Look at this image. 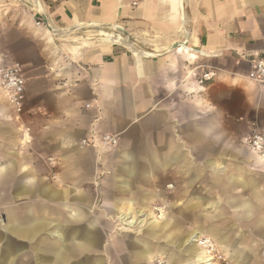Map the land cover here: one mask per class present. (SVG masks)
Masks as SVG:
<instances>
[{
    "label": "crops",
    "instance_id": "obj_1",
    "mask_svg": "<svg viewBox=\"0 0 264 264\" xmlns=\"http://www.w3.org/2000/svg\"><path fill=\"white\" fill-rule=\"evenodd\" d=\"M18 1L23 20L0 7V68L19 61L25 78L20 115L0 88V264H106L104 213L155 200L168 219L120 216L144 230L117 240L118 264H199V236L234 264H264V155L248 147L264 84L247 78L264 58V0H40L54 30L76 29L63 34Z\"/></svg>",
    "mask_w": 264,
    "mask_h": 264
},
{
    "label": "rangeland",
    "instance_id": "obj_2",
    "mask_svg": "<svg viewBox=\"0 0 264 264\" xmlns=\"http://www.w3.org/2000/svg\"><path fill=\"white\" fill-rule=\"evenodd\" d=\"M4 4H7V5L5 6ZM0 7L1 9L5 7L7 8V11L4 14V16H5V19L8 20V22L12 20L11 17L13 14L11 10L13 9L11 7L22 10L21 14L18 17V19L21 17L22 20L24 19V14L28 12L31 8L25 3L20 2L18 0H4L3 3H1V0H0ZM38 22L39 20L37 19L36 24ZM6 32L9 35V33L12 31L7 28ZM139 50H142V49H139ZM22 55L24 57H30V45H27V46L24 45L22 47ZM13 63H18L20 65L19 61H14ZM248 147L252 149L253 151L257 152L259 155H264V150L258 151L252 147V145L250 144V139L248 141ZM253 170L256 172L257 175L262 177L263 182H264V162L261 163L259 167H257L256 169L254 168ZM168 188L171 189L172 185H169ZM144 209H147L150 212L153 220L156 222L160 223L168 219V210H169L168 205L158 200L148 202V204H146L143 207L131 208L127 211L125 210L119 211V212L114 211V213H111L109 215H106V213H104L103 222H102V225H103L102 226L103 227L102 236H103V245H104V255L103 256L105 258L106 264H118L117 263L118 256H120V254L122 255L126 253V251L122 248V246L119 247L118 242H117L118 239L120 240L125 236H134V237L138 236L139 237L142 235V231L144 230V227H138L137 225H132V227L125 226L124 223L121 222L120 216L126 213L133 214V212L144 210ZM205 237L209 238L215 244V247H216L215 257L211 261L212 264H234L232 260L228 257V255L225 253V251L216 243L215 240H213L212 238L208 236H205ZM148 264H169V263L167 262L166 259H164V256L156 255L150 260V262H148Z\"/></svg>",
    "mask_w": 264,
    "mask_h": 264
},
{
    "label": "built area",
    "instance_id": "obj_3",
    "mask_svg": "<svg viewBox=\"0 0 264 264\" xmlns=\"http://www.w3.org/2000/svg\"><path fill=\"white\" fill-rule=\"evenodd\" d=\"M41 19L37 25H42ZM44 25V24H43ZM214 74H204L203 80H210ZM247 78L255 83L264 84V58L256 60L252 63L251 70ZM0 88L6 93L8 102L14 108L15 112L20 115L23 111L24 93H25V78L22 68L18 63H13L7 67L0 68ZM118 140L116 136L103 135L100 140L102 146H115ZM85 143V142H84ZM250 144L258 151L264 150V131H253ZM204 250L206 264H212L211 261L215 257L216 247L209 238H201L198 242ZM203 263V264H204Z\"/></svg>",
    "mask_w": 264,
    "mask_h": 264
},
{
    "label": "bare ground",
    "instance_id": "obj_4",
    "mask_svg": "<svg viewBox=\"0 0 264 264\" xmlns=\"http://www.w3.org/2000/svg\"><path fill=\"white\" fill-rule=\"evenodd\" d=\"M24 1H29V2H31L34 6H35V11L36 12H44L45 13V10H44V7H43V5L38 1V0H24ZM47 22H48V27H46V29L48 30V31H50V32H54V31H56V33H59V34H63V33H68V32H73L72 30H54V28H52L51 26H50V23H49V21H48V18H47ZM117 32L118 31H120V30H116ZM123 32V31H122ZM91 32H87V34L84 36V37H82V38H78L77 40L79 41L77 44H76V46L78 47V49L79 48H81L83 45H87V44H89L90 43V36H91ZM97 37H96V41L95 42H97L99 45H104V46H106V45H110V44H117V45H120V46H123V47H125V48H127V49H129V50H131L132 52H134L135 53V50L134 49H136V48H134V44L132 43V42H128L127 40H128V38H127V40L126 39H123V38H119V37H115V36H112L111 34H107V33H104V32H97V35H96ZM178 47H181V49H182V52H185V54H188L189 52H190V50L188 49V47L184 44V43H181V42H179V44H178ZM140 53V52H139ZM145 56H152V55H147V54H144ZM259 158V157H258ZM125 218V217H124ZM147 218V217H146ZM125 220H127V218L125 219ZM129 222V221H128ZM127 222V223H128ZM133 222H136V218H132V221H131V223H133ZM201 238H204V237H200L199 236V238H197V239H195V238H193L192 239V242H193V240L195 241L194 243L201 249V251L204 253V250L200 247V244L198 243L199 242V240L201 239ZM205 238H207V237H205ZM204 259H205V254L203 255V256H201L200 258H199V264H203L204 262H206V260L204 261ZM204 264H206V263H204ZM210 264V263H209Z\"/></svg>",
    "mask_w": 264,
    "mask_h": 264
},
{
    "label": "water",
    "instance_id": "obj_5",
    "mask_svg": "<svg viewBox=\"0 0 264 264\" xmlns=\"http://www.w3.org/2000/svg\"><path fill=\"white\" fill-rule=\"evenodd\" d=\"M38 1L40 2V0H38ZM40 3H41V2H40ZM41 4H42V3H41ZM38 15H39V18L41 19L42 23L44 24V26L48 27V22H47V16H46V13H44V12H38ZM73 30H76V29L73 28ZM116 30H121V31L124 32V30L121 29V28H117ZM178 44H179V43L173 44V45L171 46V50L178 49V48H179V47H178ZM154 57H156V55L153 54V55L150 56V57H144V58H154Z\"/></svg>",
    "mask_w": 264,
    "mask_h": 264
}]
</instances>
